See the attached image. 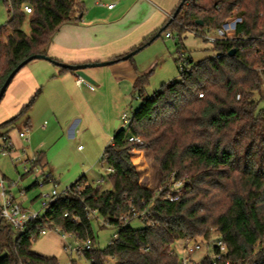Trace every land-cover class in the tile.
<instances>
[{"label":"trees","instance_id":"obj_1","mask_svg":"<svg viewBox=\"0 0 264 264\" xmlns=\"http://www.w3.org/2000/svg\"><path fill=\"white\" fill-rule=\"evenodd\" d=\"M3 2L10 16L0 26V89L26 58L47 55L60 27L78 21L84 12L81 0ZM232 16L241 18L234 38L212 42L214 55L199 62L185 57L186 31L217 28ZM25 22L28 31L23 28ZM168 31L177 33L176 60L186 62L189 70L181 71V81L164 84L148 96L149 73L137 75L134 95L142 104L129 126L115 131L104 153L105 165L113 171L101 178H107L111 188L81 176L70 185L72 190L81 185L79 192L58 196L26 230L0 218V264H60L57 257L32 249L44 228H59L78 240L94 242L90 210H97L114 226L131 207L147 209L154 224L142 221L141 228L123 226L116 240L92 250V258L84 255L91 264H106L111 258L116 264H181L179 254L171 252L176 245L183 248L187 239L205 245L210 239H221L228 249L226 257L234 264H264V107H260L264 101V0H186L175 18L170 15L133 50L143 49ZM38 94L19 114L1 123L0 130L15 125ZM131 135L141 137L143 145L129 142ZM134 149L151 153L161 174L159 185H167L172 174L184 180L188 190L178 201L170 202L166 191L158 193L141 184L132 161ZM138 157L133 160L137 162ZM37 162L44 167L41 152ZM191 264H213V258L206 253Z\"/></svg>","mask_w":264,"mask_h":264},{"label":"crops","instance_id":"obj_2","mask_svg":"<svg viewBox=\"0 0 264 264\" xmlns=\"http://www.w3.org/2000/svg\"><path fill=\"white\" fill-rule=\"evenodd\" d=\"M81 1L84 4L81 19L61 26L48 48L47 55L53 60L67 64H83L118 59L140 46L168 19L180 2V0L167 2L166 6L171 8V11L164 15L145 0H102L104 4L116 1L113 9L104 4H96V0ZM162 2L165 5V1ZM101 67L103 66L89 67L85 70L95 80L91 82L94 90L77 85L78 75L75 71L63 70L45 59L32 60L17 72L0 101V124L19 114L37 91L39 94L27 113L20 116L15 125L0 130L1 133L8 135L13 144L9 155H0L2 157L0 177L12 180L6 174L7 170L5 172L1 170L5 168L7 161L17 170L18 166H24L26 160L34 153L41 152L43 168L49 167V172L57 183H60L52 172L54 167L50 165L49 154L44 151V148L48 147L45 134L58 130L66 137H75L79 125L85 132L90 130L97 114L102 118L117 119L119 128L122 121L118 119L121 108L118 99L126 90L128 92L130 88L133 89L137 75L143 71L138 68L136 60L129 58L106 65V69ZM107 95H112L115 100V104L108 112L100 106V102ZM23 133H27L28 136H23ZM102 133L106 135L103 137L101 134L103 138L100 140L101 148L106 144L110 130ZM78 148L81 149V145ZM133 163L135 164L134 161ZM27 175L38 179L36 172L28 174L24 172L18 178L19 186L11 188V191L16 201L25 207L35 209L37 208L35 197L27 193L32 186L25 188L22 184L23 178ZM20 188L25 189L24 195L20 194ZM47 235L48 232L41 237ZM58 237L64 241L62 243L64 249L65 244L69 243L66 241L67 238L52 235L49 239L58 240ZM32 249L45 256L57 257L58 254V251L50 249L35 250L33 246Z\"/></svg>","mask_w":264,"mask_h":264},{"label":"rangeland","instance_id":"obj_3","mask_svg":"<svg viewBox=\"0 0 264 264\" xmlns=\"http://www.w3.org/2000/svg\"><path fill=\"white\" fill-rule=\"evenodd\" d=\"M148 4L156 7L164 15L171 11V8H167V2L172 0H164L165 5L162 0H145ZM10 16L9 8L0 0V26L5 25ZM172 16V14H171ZM235 16L229 17L227 20L234 18ZM226 20V21H227ZM166 21V20H165ZM161 24L159 28L153 32L151 35L155 34L165 23ZM24 30L28 31L29 25L27 22L24 23ZM175 39H167L165 37V32L162 36L154 39L143 49L138 51L132 58L138 63V68L143 71V73H149L148 83L145 88L146 95H152L154 92L159 90L162 85L168 84L172 81H181L182 74L180 70L181 62L177 61L178 57L177 46L178 42L177 33L172 32ZM150 35V36H151ZM185 36H183V41L185 43V57H192L195 62H199L206 57H211L214 55V50L211 48V43L205 41L202 37L195 35L192 31H186ZM149 36V37H150ZM148 39V38H146ZM145 39V40H146ZM144 40V41H145ZM145 43V42H144ZM101 68H107L106 66ZM127 91V90H126ZM124 92V95H121V98L118 99L120 108L119 118L122 117L124 113H127L128 116H133L136 110L141 106L142 99L137 98L134 95V89H129L128 92ZM100 106L105 111H110L113 105L115 104L114 98L107 95L106 98L102 99ZM260 107H264V101L260 102ZM116 120L112 117L102 118L100 114L96 115L94 119V124L90 130L83 131V127L78 126L76 129L75 137L69 138L66 135H62L59 131H51L44 135L48 141V147L44 148V151L49 154L50 165L54 167L52 171L53 174L60 181L57 186L58 191H63L66 187L73 184L81 176L86 175L87 179L97 185L96 180L101 179L102 176L106 175L108 167H106L104 162V153L106 147L111 143L113 134L117 129L127 128L124 126V123L121 122L119 128H116ZM122 121V120H121ZM110 130V134L107 135V142L101 148L100 140L105 137L104 131ZM82 130V131H81ZM104 130V131H103ZM81 145V149L78 146ZM132 156L139 155L137 162H135L137 169L140 174L141 184L152 188L157 189L160 184L161 174L158 171V168L155 165L153 156L148 150L145 149H134ZM2 158V157H0ZM49 168V167H48ZM48 168H44L45 171L49 172ZM3 172L7 170V175L14 181H17L19 176L24 173V166L19 165L17 170L11 164L8 163L4 169H1ZM20 172V174L18 173ZM40 180V178H38ZM38 179L32 178L31 175H27L23 178L22 184L26 187L32 186ZM105 181L101 184L103 188H111V183L106 178ZM21 185V183H20ZM54 189L52 183H47L43 186H35L28 190V194L32 197H35V209L41 208L42 195L50 193ZM92 230L95 236V241L93 242L94 248L103 249L111 241L112 235L115 232V228L110 225H105L101 222V217L93 218L91 220ZM129 225L133 228H141L144 226V223L141 220L134 219L130 221ZM61 235L54 230H49L47 236L40 237L36 242L33 243V248L37 249H50L58 251L57 257L60 264H71L73 260L77 264H91L90 261L82 254L73 253L70 255L67 253L63 247L61 241L58 237V240H50L49 236L52 235ZM67 242L74 244L75 241H84L78 240L76 237H68ZM179 256H183L184 252L180 245L175 246ZM207 247H203L199 252L194 256L195 261L201 260L207 253ZM210 250V249H209ZM211 251V250H210ZM209 251V252H210ZM106 264H116L114 259H109Z\"/></svg>","mask_w":264,"mask_h":264},{"label":"built area","instance_id":"obj_4","mask_svg":"<svg viewBox=\"0 0 264 264\" xmlns=\"http://www.w3.org/2000/svg\"><path fill=\"white\" fill-rule=\"evenodd\" d=\"M10 3V0H6ZM96 4L102 5L104 2L102 0H96ZM109 9H113L116 6V1L111 3H105ZM25 11L30 13L32 9L29 6L24 7ZM170 17V16H169ZM172 17V16H171ZM241 22V18L235 16L234 18L225 21L220 27L217 28H207L204 31L198 30L196 27H193L191 30L195 35L202 37L205 41L210 43L215 42L219 39H232L234 38V32L237 23ZM166 38H174V35L171 31L165 33ZM180 70L182 72L188 71V64L186 62H182L180 66ZM76 83L79 86H87L90 90H94L95 87L90 82L86 81L84 78L78 76L76 79ZM239 98V96H238ZM124 126H128L132 122V116H128L127 113H124L121 117ZM23 136L27 137V133H23ZM129 142H133L137 145H143V140L139 136L131 135L128 138ZM13 144L6 133L0 132V155L6 156L9 155L12 151ZM38 156L39 152L34 153L30 158L26 160V164L24 165V172H36L38 174V186H43L47 183H52L54 189L50 193H46L42 195L41 208L34 209L23 206L20 202L15 200V196L11 191V188L19 186V182L14 180H7L4 177H0V218L4 219L9 225H11L15 229H19L21 231L26 230V227L29 222L40 219L43 211L53 204L58 196L60 195H68L69 193L75 191L79 192L82 188L81 185H76L74 190L70 186L66 187L63 191H58L57 186L58 183L56 179L52 176L50 172L44 170L38 164ZM108 171L112 172L113 169L108 167ZM97 183H103V179L96 180ZM158 193H165V199L170 202L178 201L182 195L186 192V185L183 179H176L174 175H171V181L167 185H159L156 189ZM20 194H25V189L20 188ZM99 213L97 210H90L88 212V217L90 220L93 218H98ZM101 217V216H100ZM138 219L143 222H146L149 225H153L154 222L151 219V214L147 209L138 210L135 207H131L130 211L126 214H123L119 217L118 224L114 225L115 232L112 235V239L116 240L118 238L119 231L121 228L130 221ZM101 222L105 225H110L107 223L102 217ZM58 233H61L64 238L74 237L72 234L61 232L59 228L52 229ZM49 229L44 228L41 231V236L45 235ZM110 241V242H111ZM203 247H207V253L212 256L213 264H234L230 258H227L226 255L228 253V249L226 244L221 239H210L206 242V245L199 240L195 239H187L185 246L182 248L184 254L181 256V264H191L194 260V256L197 252H199ZM64 250L72 255L73 253H78L85 255L89 253V257L92 258V250H94L93 241L91 239H87L85 241H75L74 244L66 243L64 246ZM210 251V252H209ZM171 253L179 254L177 249L172 251ZM114 259V258H113ZM90 261V260H89Z\"/></svg>","mask_w":264,"mask_h":264},{"label":"water","instance_id":"obj_5","mask_svg":"<svg viewBox=\"0 0 264 264\" xmlns=\"http://www.w3.org/2000/svg\"><path fill=\"white\" fill-rule=\"evenodd\" d=\"M186 2V0H182L180 2V4L177 6V8L175 9V12L172 15V18H175L178 13L180 12L181 8L183 7L184 3ZM200 23H202L200 21ZM141 49V47L129 52L128 54L124 55L121 57L122 60H126L128 58H130L131 56H133L134 54H136L139 50ZM235 53V49H232L230 51V54L233 55ZM35 59H45V60H49L53 63H55L56 65H58L61 68L64 69H69L72 71H75L76 74L82 78H84L86 81L88 82H94L95 80L86 73V69L89 67H100V66H106V65H110L116 61H118L119 59H114V60H108V61H104V62H95V63H83V64H67V63H62L56 60L51 59L48 55H44V54H34L29 56L28 58H26L24 61H22L6 78V80L4 81L1 89H0V101L2 100L9 84L11 83V81L13 80V78L15 77V75L17 74V72L23 68L25 65H27L30 61L35 60ZM115 127L117 128V123L115 125Z\"/></svg>","mask_w":264,"mask_h":264}]
</instances>
